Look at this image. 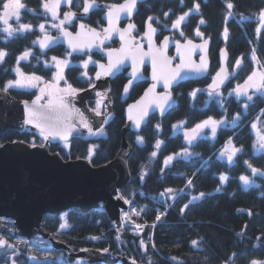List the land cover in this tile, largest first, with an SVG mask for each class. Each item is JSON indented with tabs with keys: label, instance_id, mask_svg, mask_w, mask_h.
<instances>
[{
	"label": "trees",
	"instance_id": "1",
	"mask_svg": "<svg viewBox=\"0 0 264 264\" xmlns=\"http://www.w3.org/2000/svg\"><path fill=\"white\" fill-rule=\"evenodd\" d=\"M93 1L118 3L123 0ZM43 2L44 0H22L25 8L20 10V20L17 22L15 18H11V22H8L13 29L18 28L19 24H30L31 31H17L12 37H8L2 31L5 25L0 21V49L7 52L4 61L0 63V87L15 77L13 69L16 67H20L25 73H34L51 80L54 67L46 64L48 59L44 61L43 56H65L68 52L65 47L58 46L42 55L37 43H33L44 34L38 25L49 20L42 7ZM226 2L227 0H146L138 10L136 22L141 30L149 15L160 20L166 28H172V23L180 15L189 12L194 3H199V12H190L179 28H173L169 32L180 39H212L209 76L201 81H187L176 87L175 103L171 110L165 116L152 115L140 132H130L127 136L132 146L129 158L131 180L121 190V195L131 200L138 210L139 214L132 225L144 227L142 236L146 241V251L143 252V246L138 244L139 237L131 232L132 226L125 228L119 235L103 206L88 213H83L79 208H71L60 214H46L43 228L53 238L67 243L73 250L83 247L110 249L148 264H264V151H255V134L250 123L259 114L264 118V94L256 93L252 100H248L247 95L233 93L228 96L225 90L226 95L219 98L215 94L209 95L206 89L220 66V50L223 47L230 54V65H234L242 57V66L237 69L234 78L237 85L242 86L255 69L253 48L255 57L264 61V28H261L259 36L255 32L260 26L259 13L264 9V0H231L234 5L231 18L226 15L229 12ZM84 3L85 0H75L73 7L81 11ZM29 9L33 11H28ZM2 11L0 7V14ZM102 13L103 8L95 9L87 17H81V20L92 27H100L103 23ZM240 16L251 19L241 20ZM201 19L205 23L201 24ZM225 27L229 30L227 39L223 34ZM197 30L202 35H197ZM51 33L58 32L53 30ZM26 50L31 54L26 59L19 60ZM77 59L73 56L75 62ZM83 73L84 69L79 65L68 66L65 70L67 82L78 90L86 88L91 80L89 82L83 78ZM124 81L121 76L114 83L112 96L115 118L107 127L106 134L98 135L90 142L80 138L72 139L70 148L62 152L65 158H86L90 145L95 146L90 156V161L95 166L105 164L116 156L121 148L125 126L126 104L120 97ZM144 87L141 84L132 91V100L139 97ZM236 87L232 82L229 84V88ZM194 89L202 91L192 97L189 93ZM10 92L23 99H32L36 93L34 89H11ZM245 104L248 105L246 109ZM238 113L239 119L233 125L231 122ZM207 118H225L227 123L217 129L214 138L211 134L200 135L192 145L188 144L185 133L178 127H173L184 121L183 127L190 131ZM156 125L160 127L157 128ZM138 137H142L143 141L139 142ZM229 140L233 147L242 149L233 156L231 162L218 154L221 148L228 147ZM12 141L42 140L34 133L19 130L0 134V143ZM157 141H162L159 149L155 147ZM184 150L198 155L189 158L177 156L167 167L164 166L165 157ZM153 152L157 155L152 156ZM252 168L258 171L253 173ZM221 175H226L228 179L221 181ZM241 177H248L249 184L245 185ZM189 180L192 181L191 185H188ZM166 189H173L174 192L162 196L161 193H165ZM200 193L206 195L193 201L192 198L199 197ZM185 205L188 207L185 208ZM157 216H160L159 220ZM6 223V233L10 235L12 222ZM37 237L41 242H37ZM19 239L21 240L10 235L9 240L14 247L0 249V264H12L13 260L15 264L73 262L67 251L56 249L47 238L36 236L33 239ZM194 240L197 241L195 246L192 244Z\"/></svg>",
	"mask_w": 264,
	"mask_h": 264
},
{
	"label": "water",
	"instance_id": "2",
	"mask_svg": "<svg viewBox=\"0 0 264 264\" xmlns=\"http://www.w3.org/2000/svg\"><path fill=\"white\" fill-rule=\"evenodd\" d=\"M73 1L74 0H71V4L69 5L65 3L64 0H61L58 14H60L62 8L70 10ZM142 1L144 0H137L136 8L130 15L126 12L117 14L116 9L112 7L124 4L125 0L119 4L93 1L95 6L90 8L89 12L95 8H108L103 15L104 27L98 29L88 27L84 24L85 28L82 30L79 24L76 31L66 28L68 32L72 33L71 39L73 42L91 43V47L72 51L68 43L69 38L61 35V33H46L41 36L40 40H43L45 35L57 39L47 48H42L38 43V48L40 50L50 51L58 46H63L73 54L92 52L95 50L96 45L100 44L96 36L90 31L93 29L100 34V39L103 40V43L118 41L117 47L106 51V60L95 66V83L93 84L95 87L89 86L76 92L51 96L49 98H45L44 95H37L32 99L17 98L9 91L4 92L3 88L0 87V134L9 130H19L25 133H35L40 138L45 139L40 129L26 122L28 109H40L46 114L50 113L52 116H56L57 114L55 112H50L49 101H51L52 107H55L61 99H63L64 103H66L71 110V115L67 122L75 125L74 131L67 140L59 136H49L48 139H45L46 143L44 145H31L28 142L12 141L6 142L0 146V238L6 240L7 245L11 244V242L8 240L7 236L3 234L6 228L5 221L12 220L13 237L32 239L40 235L44 238H50V244L52 246L56 249L68 252L69 256L73 259L72 264H148L138 261L133 256L115 253L110 249H107V252L104 251L105 249L92 247H83L78 250H73L67 243L53 238L50 233L45 231L42 224L46 214H60L71 208H79L83 213H88L103 206L113 220L114 228L120 233V228L122 226V211L128 208L127 202L120 196V191L125 188L131 180L129 158L132 154V146L128 142L127 136L130 132H140L143 126L148 123L153 113L157 112L161 116H165L173 107V103H171V106L166 107L165 111L161 113V111L153 105L148 108V115L140 123L139 127L135 124V119L140 109L154 96L162 95L166 91L163 82H160L156 84L152 92H148L154 83L152 79V56L143 55V63L139 66L143 78L138 81L147 80L150 84L137 101L126 107V120L122 131L121 148L112 160L105 164L95 166L86 158L64 159L59 153H52L49 144L59 141H69L75 137L83 140H92L101 128L105 129L114 120L115 112L113 109L114 101L111 95V80L124 69H130L127 74L130 79L132 59L130 57L125 59L121 66V71L115 72L113 75H105L104 69L100 68L99 65L107 66L109 64L108 53L110 50L121 48L125 50L138 49L136 55L139 57L142 54L150 53L153 49H157L155 36L158 30L156 28L151 39L146 36V40L143 42L137 39L133 34L135 28L133 16L137 11L138 3ZM110 10L113 12L111 23L109 22L108 16ZM70 12L73 11L71 10ZM89 12H82V15L86 16ZM125 20L128 21L127 25L125 27L120 26V22ZM148 23L149 21L147 22L146 32L148 31ZM129 25H134V28L129 29ZM105 29H110V31L105 33ZM77 33H80V35L77 36ZM121 33L124 34L123 39H121ZM105 36H107V38H105ZM188 41H191L192 44L189 45L187 43ZM205 41H207V44L204 48H192V45H202ZM135 43H137V45H135ZM173 43V41H169L166 48L163 46V41L161 43L162 51L157 55L156 59L158 75L161 72L166 73L176 69V67L181 64V57H183L186 62L196 65H199L201 63V57H204L207 61V71L198 72L195 68L186 69L181 73L183 79L178 83H173L170 89L171 94L172 89L179 84L187 80L201 79L208 75L210 71L209 48L211 39L199 42L193 40L180 42L179 47L176 46L175 54L170 56L168 50ZM146 45L147 47H145ZM118 55H122V53H113V60H115ZM198 55L200 56L199 60H196V56ZM165 58L169 63L162 66V60ZM177 60L178 62L174 64ZM228 61L229 52L226 48H223L220 55L221 66L218 71L223 67L226 69L227 73H229V76L224 84L220 86V89L226 87L232 78L228 67ZM145 65H149L151 68L149 76L144 75L143 67ZM97 72L101 73L99 79H96ZM215 77L216 74L214 78ZM138 81H133L132 86ZM128 83L126 85H128ZM212 83L210 85H212ZM132 86L128 88L127 93H125L124 89V99L127 98ZM97 93H104L105 95L98 96ZM146 93H148L147 96L145 95ZM37 97H40L38 101ZM91 100L103 106V111H99L100 115H97L96 112L93 111L94 108L89 105V101ZM25 102H27V106ZM33 102H36L35 105ZM41 106H43V108ZM129 106L135 107L130 111ZM109 113L111 114L110 117ZM130 116L132 119L129 118ZM105 121L107 122L105 123ZM84 122L90 124L93 133L96 134H90L88 129L84 128ZM143 241L144 239L140 238L138 244L142 245ZM7 245L0 246V249L5 248Z\"/></svg>",
	"mask_w": 264,
	"mask_h": 264
},
{
	"label": "snow or ice",
	"instance_id": "3",
	"mask_svg": "<svg viewBox=\"0 0 264 264\" xmlns=\"http://www.w3.org/2000/svg\"><path fill=\"white\" fill-rule=\"evenodd\" d=\"M65 3H68L69 5L71 4V0H64ZM61 0H44L42 7L47 11L50 12L54 20L59 19V14H58V9L60 7ZM137 5V0H125V3L120 5V6H112L113 8L116 9L117 14L120 12H126L127 14H131L132 11L136 8ZM95 5L93 3V0H85L84 6H83V12L88 13L90 8H93ZM0 7H2L3 12L0 14V21H3L5 27L2 29L5 33H7L8 37H12L14 32H25V31H31L32 26L30 24H19L18 28L13 29L11 26L8 24V20L10 17H14L16 21L18 22L20 20V10L25 8V5L21 2V0H0ZM226 7L229 9V12L226 14L227 17L231 18L233 16V12L231 11L234 7L233 3H231V0H227L226 2ZM200 10V4L199 3H194V6L192 9L189 10V12L183 13V15H180L171 25L172 28H179L180 24L182 21L185 20V18L189 15L190 12L196 13L199 12ZM28 11H33L29 9ZM74 12H68L64 14V19L59 20V23H53L52 27L57 28L60 30L61 35L68 37V43L69 46L71 47L72 51H77V50H82L86 47H91V43H75L71 39L72 33L68 32L65 28L64 25L66 22L70 23L75 17ZM164 15H168V13H164ZM109 16V22L111 23V17L113 16V12L110 10L108 13ZM152 17H149V23H148V31L145 33V36H147L149 39H151L152 35L155 33L156 29L152 27L151 21ZM241 20H248L251 19V17H245V16H240ZM259 22L260 26L257 27L255 30L257 36H259L261 28H264V9L261 10L259 13ZM201 24L205 23L203 19L200 21ZM39 29L43 32L45 30V25L43 23L38 25ZM80 29H84L85 25L80 24ZM129 29L134 28V25H129ZM92 33L96 36L97 40H99L100 44L103 43V40L100 39V34L97 33L94 29L90 30ZM110 29H105L104 32L108 33ZM197 35H202L199 30H197ZM224 37L227 39L229 30L227 27L224 29ZM80 33H77V36H79ZM181 35L183 33L181 32ZM124 34L121 33V39H123ZM107 38V36H105ZM55 39L54 37H50L48 35H45L43 40L39 41V44L42 48H47ZM169 42V37H164L163 40V46L166 48ZM33 43H36L34 41ZM189 45L192 44L191 41L187 42ZM207 44V41H205L204 44L202 45H192V48L200 47L204 48ZM179 47V44L177 45ZM138 49H127L125 50L124 48L121 49H114L110 50L108 53L109 56V64L107 66L105 65H99L100 68L104 69V74L105 75H113L115 72L121 71V66L124 63L125 59H128L129 57L132 59V72L130 74V79L128 85L125 86V93H127L128 88L132 86L133 81H138L143 78V74L140 70V65L143 63V55H151L153 59V74H152V79L154 81L152 87L148 90V92H152L157 83L163 82L164 87L166 89L165 93L162 95H157L154 96L151 100L147 102L139 111V114L137 118L135 119V124L137 127H139L140 123L147 117L148 115V108L155 105L161 113H163L166 109V107H170L171 103H174L172 94H171V87L173 83H178L180 80L183 79L181 73L185 71L186 69H191L195 68L196 71L198 72H204L207 71V61L205 60L204 57H201V63L199 65L186 62L183 57H181V64L176 67L174 70H170L169 72H161L159 75L157 74V64H156V59L157 55L161 53V49H153L150 53L147 54H142L141 56H137L136 52ZM113 53H122V55H118L115 60H113ZM253 53V58H255V49L253 48L252 50ZM30 51L26 50L18 59L19 60H24L30 55ZM7 55V52L3 49H0V63L4 61L5 56ZM68 56L71 55V53L67 54ZM52 61L55 63V66L57 68V73H56V79L57 80H63L65 77L63 76V69L65 67L69 66L70 61L67 59V57L63 60L58 59L57 57H52ZM98 63L94 62L91 59V56H89V59L87 61H84V67L87 68L89 63ZM39 63V60H38ZM47 64V62H45ZM169 61L165 58L162 60V66L167 65ZM242 66V57L237 59L235 61L234 67L239 69ZM18 75V79L15 81H7L5 84V87L3 89L4 92H7L9 88H24V87H35L38 82L42 80V77H39L35 75L34 73L32 75H25L22 73L19 68L13 69ZM101 76L100 72L96 73V79H99ZM229 73H227L225 68H221L217 73L216 77L213 78V83L212 85H209V95H211L213 92L216 94H221L220 93V86L224 84V82L228 79ZM257 76V73L253 72L252 75H250L245 81V84L243 86L237 85V87L233 90L235 93L238 95H247L250 89H253L255 91H262L264 90V73L260 75V78L258 80L254 79ZM83 78H86L89 82L91 80L90 77H88L87 72H84L82 74ZM92 87H95L94 85H91ZM71 86H69L70 89ZM72 92L77 91V90H71ZM202 91L201 89H194L191 93H189L190 96L195 97L197 92ZM44 89H41V93L43 94ZM98 96H104V93H97ZM146 96L148 93L145 94ZM248 100H252L251 95H247ZM40 99V97H37V101ZM36 102H33L35 105ZM25 105L27 106V102H25ZM43 108V106H41ZM135 106H129V110ZM245 108L248 107L247 104L244 105ZM49 109L50 112H55L57 115L52 116L50 113L46 114L44 111L37 109V110H32L28 109L27 113V123L35 125L36 128L41 130V133L44 135L45 139H48L49 136L53 137H62L64 140H67L69 136H71L72 132L75 129V125L68 123L67 121L69 120V117L71 115V110L69 109L68 105L64 103L63 99L60 100V102L55 106L52 107L51 101H49ZM96 112L97 115H100L99 112V106L97 109L93 110ZM82 115V114H80ZM109 113V117H110ZM132 119V117H129ZM239 119V113L237 114L236 118L233 119L231 122L233 125L236 124V121ZM107 121H105L106 123ZM185 122L181 121L178 125H174L173 127H182ZM226 122L224 120L216 121L212 118H209L207 120L202 121L201 123H198L195 125L194 128H192L190 131L185 133L186 139L188 141L189 145H192L193 142L197 139L198 136H200L203 133V129L205 128H210L212 137L214 138L216 136L217 132V126L221 124H225ZM84 128H87L90 134H96L93 133L92 127L90 124L87 122L83 123ZM157 128H159V125H156ZM256 125L253 124V128H255ZM99 134H103V129L101 128L99 130ZM138 141L142 142L143 138L138 137ZM162 144V141H157L155 147L157 149L160 148ZM229 145H231V140H229ZM259 145L260 147H264V136L260 137L259 140ZM95 149V146H93V151ZM242 151V149L231 147L230 150L226 149L224 152L221 153V156H227V159L229 162L233 160V156L237 153ZM152 156H156L157 153L153 152L151 154ZM192 155H198V153H191L188 152L187 150L182 151L181 153H176L173 155H169L165 157L164 159V166L167 167L177 156H182L183 158H189ZM247 163V162H246ZM249 167L251 168L252 166L249 164ZM258 170L255 168H252V172L256 173ZM221 181H226L228 177L226 175H221L220 176ZM241 180L244 181L245 185L249 184L248 177H241ZM192 181H188V185H191ZM219 191V189H217ZM173 189H166L165 193H161L162 196L168 195L173 193ZM206 194L205 193H200L199 197H193L192 200H197L202 197H204ZM174 198V197H173ZM127 202V201H126ZM191 203V201H190ZM185 208L188 207V205L184 206ZM139 214V213H137ZM251 214V213H249ZM160 219V216H157V220ZM139 227V226H137ZM192 244L195 246L197 244V241H192ZM7 245V241L0 238V246H5ZM8 247H14L12 245H7ZM146 247V246H145ZM105 252L108 250L105 249ZM12 264H15V261L13 260ZM253 264H256V262H253Z\"/></svg>",
	"mask_w": 264,
	"mask_h": 264
},
{
	"label": "flooded vegetation",
	"instance_id": "4",
	"mask_svg": "<svg viewBox=\"0 0 264 264\" xmlns=\"http://www.w3.org/2000/svg\"><path fill=\"white\" fill-rule=\"evenodd\" d=\"M123 1H124V0H123ZM123 1H121V2H123ZM145 1H146V0H144V1L140 2V3H138L137 11H136V13H135L134 16H133V21H134V24H135V28H134V30H133V34H134V36H135L137 39L141 40L142 42L146 40L145 33H146L147 22L149 21V20H148L149 17H152V18H153L152 21H151V25H152L154 28H156V29L158 30V33H157L156 36H155V41H156V43H157V49H161V43H162V41L164 40V37H169V41H173V42H174L173 45H171L170 48H169V50H168L170 56H173V55L175 54L176 46H177V44H179L180 42H185V41H187V40H193V41H197V42H199V41H204V40L209 39V38H202V37H196V38H185V39L177 38V37H175V34H174V33L169 32V31H170L171 29H173V28H166L165 26H163V23H162L160 20L155 19V17H154L153 15H149V16L146 17V19H145V21H144V25H143V26H144V27H143V30H141V29H140V26H139L138 23L136 22V18H137V14H138V10H139V8H140V5L143 4ZM74 2H75V0L73 1L70 10L67 9V8H62V9L60 10V14H59L60 16H59V17L64 16L65 13H68V12H70V11L72 10L76 15H75V17L72 19L71 23L68 24L69 26H68L67 28H69V29H71V30H73V31H76L78 25L81 24V23L85 24V25L88 26V27H92V26L88 25L84 20H81V17H87V16H88L91 12H93L95 9H101V8H95V9H93L92 11H90L89 14H87L86 16H83V15H82L83 8H82L81 11H77V10L74 9V7H73ZM121 2H118V3H116V4H119V3H121ZM114 4H115V3H114ZM107 10H108L107 7H103L102 21H103V15L106 13ZM8 22H11V20L8 21ZM127 22H128V21H126V20H125V21H121V22H120V26L125 27V26L127 25ZM104 25H105V23H104V21H103V23L100 25V27H96V28L101 29V28L104 27ZM73 26H74V28H72ZM211 44H212V42H211ZM211 44H210V48H211ZM117 45H118V41H111L110 43L97 44L95 50L92 51V52H84V53H82V54H73L72 52H70V51L67 50L68 52L65 54V56H57V57H67V56H68L67 54H68V53H71V55H70L69 57H71L72 60H73V56H76L78 59L76 60L75 64L77 63L76 65H79V66H81V67L84 69L85 67L79 63L80 61L83 62V61H84L83 59H85V58H87V57H89V56H91V57H93L94 59H96L98 63H100V62H102V61H105V60H106V57H105L106 51L109 50V49H111V48L117 47ZM135 45H137V43H135ZM145 47H147V45H146ZM210 48H209V49H210ZM43 52H45V51H41V50H39V53L42 54V55H44ZM220 53H221V50H220ZM199 57H200L199 55L196 56V60H199ZM51 58H52V56H51ZM51 58H48V57H46V56H43V60H44V61H46L47 59H51ZM209 58H210V71H209L208 75L204 76V77L201 78V79H197V80H194V79H193V80H187V81L197 82V81H201V80H203V79H206V78L209 76V74H210V72H211V65H212V62H211V61H212V57H211V55H210V50H209ZM177 62H178V60H177L174 64H176ZM98 63H95V64H93V65H88L87 68H86V72H87V74H88V77L91 78V82L89 83V86H91V85H93V84L95 83V80H94L95 66H96ZM228 65H229L230 73L232 74V79H231V81L228 83V85H227L226 87L220 89V91H225V90H227L226 88H228V86H229V84H230L231 82H232V85L237 86L236 82L234 81V78H235V75H236V72H237V68H235L234 65H230V58H229ZM220 66H221V62H220ZM220 66H219V68H220ZM219 68H218V69H219ZM218 69L216 70V72L218 71ZM89 70H92L93 72L91 73V71H89ZM129 71H130V69H124V70H123L120 74H118L113 80H111V86H112V92H113V86H114V83H115L117 77H121V76L124 77V80H125V81H124V83H123V85H122V89H121V95H120V97H121V101L124 102V103L126 104L125 109H126V107H127L129 104H131V103L137 101V100L143 95V93L145 92V90L147 89V87H148L149 84H150V82L147 81V80H141V81L136 82V83L132 86V88L130 89L127 98L124 99V98H123V93H124V89H125L126 84L129 82V78H128V76H127V74H128ZM231 71H232V72H231ZM143 72H144V75H145V76H149V75H150V72H151V68H150V66H149V65H145V66L143 67ZM216 72L212 75L210 84L213 82V78H214ZM13 79H14V78H13ZM13 79H10V80H8V81H11V80H13ZM187 81H185V82H187ZM183 83H184V82H183ZM183 83H181V84H183ZM5 84H6V82L4 83L3 88L5 87ZM68 84H69V83H68ZM141 84H144V85H145V87H144V89H143V92H142V93L139 95V97H137L135 100H132V98H131V93H132V91L134 92V90L137 89V88L139 87V85H141ZM181 84H179L178 86H180ZM71 86H72V85H71ZM89 86H87V87H89ZM178 86H176V87H178ZM208 86H209V85H208ZM208 86L206 87V89L210 92V90L208 89ZM176 87H174V88L172 89V97H173V101H174V103H175V99H174V89H175ZM72 88H73L74 90H77V91H78V89L75 88L74 86H72ZM11 89H28V88H15V87H13V88H9V90H11ZM231 89H233V88H231ZM234 89H235V88H234ZM234 89H233V90H234ZM79 90H82V89H79ZM159 90H160V91H163L162 89H159ZM233 90H232V91H229V89L227 90V92L229 93L228 96H230V95L233 94ZM74 92H75V91H74ZM112 92H111V95H112ZM66 93H72V92H64V93H61V94H66ZM213 93H215V92H213ZM213 93H212V94H213ZM37 94H38V93H35V95H37ZM46 98H47V96H46ZM112 98H113V96H112ZM113 101H114V99H113ZM174 103H173V105H174ZM89 105H90L92 108H94V109H97L98 106H99V111H103V109H104L103 106H101L100 104H98L96 101H93V100L89 101ZM113 109H114V105H113ZM245 109H246V108H245ZM170 110H171V109H170ZM170 110H169V111H170ZM169 111H168V112H169ZM154 114H158L159 116H161V115H160L159 113H157V112H156V113H153L152 115H154ZM152 115H151V116H152ZM124 116H125V110H124ZM255 118H256V117H254V119H255ZM207 119H208V118H207ZM254 119H253V120H254ZM125 120H126V119H125ZM253 120H252V121H253ZM201 122H202V121H201ZM106 129H107V127H106L105 129H103V131H105V134H106ZM7 132H8V131H7ZM7 132H5V133H7ZM5 133H2V134H5ZM136 133H137V132H136ZM98 135H101V136H102V135H104V134H99V131H98L97 134L95 135V137L98 136ZM95 137H94V138H95ZM75 138H77V137H75ZM94 138H93V139H94ZM40 139L42 140L41 142H28V143H30L31 145H44V144L46 143V142H45V139H42V138H40ZM73 139H74V138H73ZM93 139H92V140H93ZM82 140H83V139H82ZM92 140H84V141L90 142V141H92ZM71 141H72V139L69 140V141H59V142H56V143H50V144H49V145H50V151H51L52 153H59L64 159H70V158H65V157L63 156L62 152L65 151L66 149L70 148ZM4 143H5V142H4ZM4 143H0V146L3 145ZM223 150H224V149L221 148V150L218 151V154L221 155V153L223 152ZM89 151H90V152H89V154H88V156H87L86 158H89V159H90V156H91L92 153H93V145H90V147H89ZM225 157L227 158V156H225ZM5 233H6V231L4 232V234H5ZM10 233H11V232H10ZM7 237L9 238L10 235H7ZM145 251H146V247L143 246V252H145Z\"/></svg>",
	"mask_w": 264,
	"mask_h": 264
},
{
	"label": "rangeland",
	"instance_id": "5",
	"mask_svg": "<svg viewBox=\"0 0 264 264\" xmlns=\"http://www.w3.org/2000/svg\"><path fill=\"white\" fill-rule=\"evenodd\" d=\"M21 2H22V0H21ZM45 11H46V10H45ZM2 12H3V11H2ZM2 12H1V14H2ZM46 12H47V11H46ZM46 14H47L48 17H49V20L43 22V24L45 25V30L43 31V33H44V34H46V33H51L53 30H57L58 34H60V30L57 29V28L52 27V24H53V23H59V20H63V19H64V16L59 17L58 20H54L50 12H47ZM59 16H60V15H59ZM11 18H14V17H10L8 21H10ZM70 23H71V22H70ZM70 23L66 22L65 25H64V28L66 29V28L69 26L68 24H70ZM52 34H54V33H52ZM40 38H41V37H40ZM40 38L38 37V38L36 39V43L39 42ZM52 57H57V56H52ZM57 58L63 60V59H65L66 57H57ZM67 59L70 61L69 66L75 64V61L72 60L71 57L67 56ZM88 59H89V57H87V58H85V59H83V60H84V61H87ZM91 59H92V61L97 62V60L94 59L93 57H91ZM84 61H83V62H84ZM46 62L48 63L49 66H53V67H54V73H53V77H52V79H51V80H47V79H45L44 77H42V80H41L40 82H38L37 85H36L35 87H24V88L34 89L36 93L41 94V95H44V96H47V98L50 97V96H54V95H60L61 93H64V92H72L71 90H74V89L72 88V86H71L70 84H68L67 79H66V75H65V70H66L67 67H65V68L63 69V76L65 77V79H63V80H57V79H56V73H57L58 70H57V68H56V66H55V63L52 61V58H51V59H48V61H46ZM83 62L80 61L79 63H80L81 65L84 66ZM76 64H77V63H76ZM93 64H95V63H91V62H90L88 65H93ZM16 68H19V70H20L22 73H24L25 75H32V74H30V73H25L20 67H16ZM16 68H15V69H16ZM14 72H15V71H14ZM84 72H86V68H84ZM231 72H232V71H231ZM253 72L257 73V76L254 78V79H256V80H258V79L260 78V75H261L262 73H264V61L258 59V57H255V69H254ZM251 75H252V74H251ZM39 77H41V76H39ZM16 79H18V75H17V73L15 72V77H14V79L11 80V81H15ZM244 84H245V83H244ZM244 84H243V85H244ZM243 85H242V86H243ZM69 86H71L70 89H69ZM41 89H44L43 94L41 93ZM226 89H227V90L229 89V91H232V90H233V89L229 88V86H228V88H226ZM227 90H226V91H227ZM220 93H221V94H219V95L216 94V93H213V94H215V95L218 96L219 98H221V96H224V95H226V94H227V95L229 94L228 92H226V94H224V91H220ZM233 93H235V92L233 91ZM256 93H263V94H264V90L258 92V91H255V90H253V89H250L247 95H251L252 97H254V95H255ZM208 119H209V118H208ZM212 119H214V118H212ZM205 120H207V119H205ZM214 120H216V119H214ZM222 120H224V121L227 123V120H226L225 118L222 119ZM203 121H204V120H203ZM216 121H220V120H216ZM200 123H201V122H200ZM250 123H251V128H252V130H253V132H254V134H255L254 149H255L256 152H262V151H264V147H260V145H259V140H260V137H261V136H264V118H263L262 116H260V114H259V116L257 115L256 118H255L253 121H251ZM253 124L256 125L255 128H253ZM222 125H225V124L218 125V126H217V129H218L220 126H222ZM178 129H180L183 133H186V132L189 131V130H186L183 126H182V127H178ZM208 130H209L210 132H209V133H206V131H208ZM103 134H105V131H103ZM206 134H211V130H210V128H205V129H203V133H202L201 135H204V136H205ZM211 136H212V134H211ZM231 147H233V146H232V145H228V147H226V148H224V149H225V150H226V149L230 150ZM225 150H223V152H224ZM125 215H127V214L123 212V216H125ZM125 219H126V222H127V223L131 224V222H130V221H131L130 217L127 216V218H125ZM127 223L125 224V226L128 225ZM121 230H122V229H121ZM141 231H142V228H141V227H137V226H135V225H133L132 230H131V232H132L133 234H136V235H140V234L142 233ZM120 232H121V231H120ZM121 233H122V232H121ZM19 240H21V239H18V241H19ZM36 240H37V242H41V239L38 238V237H37Z\"/></svg>",
	"mask_w": 264,
	"mask_h": 264
},
{
	"label": "built area",
	"instance_id": "6",
	"mask_svg": "<svg viewBox=\"0 0 264 264\" xmlns=\"http://www.w3.org/2000/svg\"><path fill=\"white\" fill-rule=\"evenodd\" d=\"M136 214V208H132L130 213H128V216H134Z\"/></svg>",
	"mask_w": 264,
	"mask_h": 264
}]
</instances>
